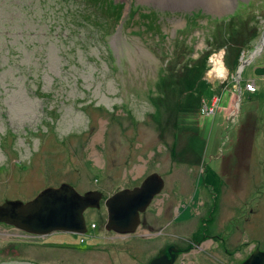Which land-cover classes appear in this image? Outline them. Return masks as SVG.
<instances>
[{
    "label": "rangeland",
    "instance_id": "rangeland-1",
    "mask_svg": "<svg viewBox=\"0 0 264 264\" xmlns=\"http://www.w3.org/2000/svg\"><path fill=\"white\" fill-rule=\"evenodd\" d=\"M108 1L0 0V203L63 182L102 192L82 235L1 225L0 261L146 264L214 225L224 264H241L264 249V0ZM151 172L164 186L137 230H106L103 200Z\"/></svg>",
    "mask_w": 264,
    "mask_h": 264
},
{
    "label": "water",
    "instance_id": "water-1",
    "mask_svg": "<svg viewBox=\"0 0 264 264\" xmlns=\"http://www.w3.org/2000/svg\"><path fill=\"white\" fill-rule=\"evenodd\" d=\"M239 64L238 70L242 68ZM240 73V72H239ZM164 180L157 172L147 174L140 185L116 190L103 200L107 218L104 227L116 234H131L140 224V213L159 194ZM102 192L98 189L80 193L67 182L48 186L27 201L5 199L0 203V221L32 235L54 232L82 235L87 232L85 209L100 207ZM163 257L149 264H163ZM165 264H169L166 263ZM241 264H264V251L254 250Z\"/></svg>",
    "mask_w": 264,
    "mask_h": 264
},
{
    "label": "flooded vegetation",
    "instance_id": "flooded-vegetation-1",
    "mask_svg": "<svg viewBox=\"0 0 264 264\" xmlns=\"http://www.w3.org/2000/svg\"><path fill=\"white\" fill-rule=\"evenodd\" d=\"M167 198H169V197L166 196L164 198L162 208H161V212H160V213H164L163 216H165L166 220L169 221L168 223L163 225L165 228L169 224H171L174 220L178 219V217L175 219H173V218L170 219L172 217L173 206L170 207L168 205H164L167 203V201H166ZM165 201H166V203H165ZM1 225L7 226V227L13 229L11 233L15 232V233H18L21 235H23V234L32 235L29 233H25L24 231L14 227L13 225H4L0 221V226ZM149 227H152L151 223H149ZM1 228H2L1 230H4V227H1ZM96 228H98V227H96ZM162 231L164 232V230H162ZM196 232H195V234H196ZM223 232L224 231L217 230L216 226L210 225V226H207L206 229H204L200 235L197 234L198 236H195L194 234L187 235L186 239H185L187 241V245H185V247H183V248L180 247L177 243L170 241L169 244L164 246L165 249H160L154 257H152L148 260V262L146 264H149L153 259L160 258V257H163L162 260L164 259L162 262L163 264H165V262L169 263V264H206V263H209L210 260L222 261L224 264L226 262V260L223 258H224V256H227V248L225 246L226 238L224 235H222ZM183 237L184 236H182L181 238H183ZM215 240L220 241L224 245V248L223 247L220 248L221 251H205L206 250L205 247L209 246L211 248V245H214ZM4 241H6V243H7L10 240H4ZM13 243L14 242H12L10 245L13 246ZM10 248H12V247H10ZM256 249H259V248H256ZM197 250H202V251H197ZM259 250L264 251V249H259ZM0 264H25V263H18V262L12 263V262L0 261Z\"/></svg>",
    "mask_w": 264,
    "mask_h": 264
},
{
    "label": "trees",
    "instance_id": "trees-1",
    "mask_svg": "<svg viewBox=\"0 0 264 264\" xmlns=\"http://www.w3.org/2000/svg\"><path fill=\"white\" fill-rule=\"evenodd\" d=\"M89 1H90V0H87V5H88V4H89V5L91 4L92 7L96 8V12L101 11V10H106V9H107V6H110V4H112V3H110L108 0H98V2H94V1H96V0H91L90 3H89ZM112 5H113V4H112ZM120 6H121V4H116V5L113 6V7H114V10H113L112 12H113L114 16H117V18H118L119 14H120V12H121V9H122V7H120ZM90 14H92V12H89V13L87 14L88 17H89ZM152 23H153V21H152ZM241 42H243V40H239V41L236 40V46H239L237 53H239L240 51L243 50V49H242L243 44H242ZM241 44H242V45H241ZM237 53H236V54H237ZM234 60H236V59L234 58L233 61H231L232 65H233ZM229 61H230V60H229ZM229 61H228V64H229ZM231 63H230V64H231ZM253 126H254V125H250L249 127L242 126V127L246 128V129H243V132L241 133V138L247 133V131L249 132V135H251V134H252V131H254V130H252V129H254ZM245 130H247V131H245ZM241 141H242V143L244 144V142H243L242 139H241Z\"/></svg>",
    "mask_w": 264,
    "mask_h": 264
},
{
    "label": "built area",
    "instance_id": "built-area-1",
    "mask_svg": "<svg viewBox=\"0 0 264 264\" xmlns=\"http://www.w3.org/2000/svg\"><path fill=\"white\" fill-rule=\"evenodd\" d=\"M247 85V87L250 89V90H255L256 89V87H255V84L254 83H252L251 85H250V83H247L246 84ZM215 99H212L211 100V102H210V104H205L204 103V105H202L200 108H201V112H205V113H207V112H209V111H211V112H213L214 111V107L218 104V98L217 97H214ZM91 227H95V223H91Z\"/></svg>",
    "mask_w": 264,
    "mask_h": 264
},
{
    "label": "bare ground",
    "instance_id": "bare-ground-1",
    "mask_svg": "<svg viewBox=\"0 0 264 264\" xmlns=\"http://www.w3.org/2000/svg\"><path fill=\"white\" fill-rule=\"evenodd\" d=\"M214 2H215V5H217V7L219 6L220 7V10H224L225 8H227V1L226 0H214ZM246 61H248V60H246ZM245 61V62H246ZM215 65H214V69L215 70H219V69H221L222 68V63H223V61L221 60V58L220 57H217L216 59H215ZM237 70H238V68H237ZM86 227H87V229H89V228H93V227H91V223H90V225L89 226H87L86 225ZM87 231V230H86ZM86 233V232H85Z\"/></svg>",
    "mask_w": 264,
    "mask_h": 264
},
{
    "label": "crops",
    "instance_id": "crops-1",
    "mask_svg": "<svg viewBox=\"0 0 264 264\" xmlns=\"http://www.w3.org/2000/svg\"><path fill=\"white\" fill-rule=\"evenodd\" d=\"M226 86L232 88L233 85H229V83L227 82V85ZM231 91H232V89H231Z\"/></svg>",
    "mask_w": 264,
    "mask_h": 264
}]
</instances>
